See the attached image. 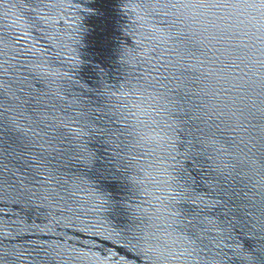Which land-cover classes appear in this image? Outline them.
<instances>
[{
	"label": "snow or ice",
	"instance_id": "6c2138e0",
	"mask_svg": "<svg viewBox=\"0 0 264 264\" xmlns=\"http://www.w3.org/2000/svg\"><path fill=\"white\" fill-rule=\"evenodd\" d=\"M245 2L250 6L259 7L260 9L264 10V0H245ZM198 3L201 8L234 6V0H198Z\"/></svg>",
	"mask_w": 264,
	"mask_h": 264
},
{
	"label": "clouds",
	"instance_id": "9594fccd",
	"mask_svg": "<svg viewBox=\"0 0 264 264\" xmlns=\"http://www.w3.org/2000/svg\"><path fill=\"white\" fill-rule=\"evenodd\" d=\"M257 8H259V7H257Z\"/></svg>",
	"mask_w": 264,
	"mask_h": 264
}]
</instances>
